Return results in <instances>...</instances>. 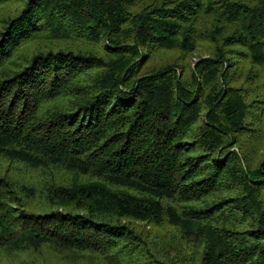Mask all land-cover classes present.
Returning a JSON list of instances; mask_svg holds the SVG:
<instances>
[{
    "label": "trees",
    "instance_id": "16d2710c",
    "mask_svg": "<svg viewBox=\"0 0 264 264\" xmlns=\"http://www.w3.org/2000/svg\"><path fill=\"white\" fill-rule=\"evenodd\" d=\"M0 264H264V0H0Z\"/></svg>",
    "mask_w": 264,
    "mask_h": 264
},
{
    "label": "rangeland",
    "instance_id": "374dc122",
    "mask_svg": "<svg viewBox=\"0 0 264 264\" xmlns=\"http://www.w3.org/2000/svg\"><path fill=\"white\" fill-rule=\"evenodd\" d=\"M197 58H194L193 60L195 61Z\"/></svg>",
    "mask_w": 264,
    "mask_h": 264
}]
</instances>
